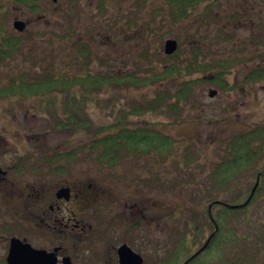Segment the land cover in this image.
<instances>
[{"label": "rangeland", "instance_id": "obj_1", "mask_svg": "<svg viewBox=\"0 0 264 264\" xmlns=\"http://www.w3.org/2000/svg\"><path fill=\"white\" fill-rule=\"evenodd\" d=\"M163 1L79 0L71 6L68 0H44L46 8L41 12L44 15L41 20L31 16L29 11L10 4L6 33L17 34L13 28L16 18L32 17L33 22L25 32L18 34L23 37V45L15 59L0 61V81L5 82L18 69L33 74L46 69L68 74H82L92 69L121 74L141 73L144 72L145 58L142 55L145 51L152 62H159L167 39H176L184 50L189 48L187 42L196 33L201 38L199 41L207 60L226 61L224 65L232 71L226 79L237 89L223 91L213 84H198L194 95L181 104L179 112L169 114L161 109L129 119L131 126H137L144 120L161 122L160 130L179 141V152H174L164 161L126 156L109 168L92 160L85 151L80 154V148L92 139L86 129L51 126L59 119L68 123L64 115L67 111L80 113L79 105L71 103L68 95L33 96L28 99L13 95L0 100V136L4 137H0V142L17 147L21 153L26 150L24 144L31 150L34 148L38 154L35 156H42L47 163L45 168L42 162L35 164V167H42L39 171L50 172L65 165L67 171L82 180L92 178L98 184L125 194L145 196V213L150 218H146L138 229L139 240H129L144 255V264H159L161 255L167 253L185 228L183 219L186 209L192 211L194 205L199 210L205 208L206 203L199 197L202 186L198 184L219 159L221 142L264 120V80L249 83L245 80L248 71L264 65V45L261 44L264 41V0H215L205 15L203 11L208 4H201L178 26L164 13ZM2 2L4 0H0ZM195 17L200 21L205 19L206 25L198 29L199 22L193 23ZM128 20L137 21L134 29L128 28ZM146 21H151V27L146 26ZM141 32L147 35V44ZM66 34H70V38L66 39ZM81 44L87 45L92 55L88 64L76 56ZM178 82V79H171L139 88L109 86L100 93L91 94L95 100L87 93L84 94L88 100L83 103L82 114L95 126L110 124L120 119L131 105L153 98L159 89L174 91ZM211 89L218 92L214 97L209 95ZM76 90L79 95L80 89ZM70 106L73 109L70 110ZM76 149L80 155L71 163L55 159L61 153ZM185 155L187 158L194 157L189 168L183 163L185 159L183 162L180 159ZM48 177L50 185L59 183L58 177ZM195 198L199 200L196 203ZM153 199L159 205L161 201V220L170 215L175 217L161 223L159 232L153 226ZM258 209L260 213L257 216L264 218V207ZM154 212L159 214L157 205ZM188 216L192 221V215ZM3 236L0 233V264L7 242ZM129 236L131 238L132 234ZM91 254L92 251H84L74 263L92 264ZM96 264L104 262L97 260Z\"/></svg>", "mask_w": 264, "mask_h": 264}, {"label": "trees", "instance_id": "obj_2", "mask_svg": "<svg viewBox=\"0 0 264 264\" xmlns=\"http://www.w3.org/2000/svg\"><path fill=\"white\" fill-rule=\"evenodd\" d=\"M68 1L71 6L79 2ZM214 1L164 0V13L178 26L198 6L207 3L203 11L205 15ZM10 4L38 14L46 8L44 0H4L0 3L2 62L14 60L23 45V37L18 35L21 33L16 30L17 34L6 33ZM195 22L200 24L198 29L206 25L205 19L200 21L195 17L193 23ZM136 24V20H128V28L134 29ZM146 26L151 27V21H146ZM140 35L147 44L149 41L147 35L144 36V32ZM65 38H70V34H66ZM199 40L201 38L196 33L187 42L188 49L183 50L179 44L174 54L164 53L159 62H152L145 51L142 55L145 58L144 72L141 73L121 74L92 69L82 74H68L46 69L33 74L18 69L15 74L8 77V82L0 81V100L13 95H21L26 99L34 95H68L71 103L79 105L80 113L67 111L64 115L67 116L68 123L59 119L51 126L86 129L88 134L92 135V139L86 141L80 148V154L85 151L92 160L107 166L115 165L126 156L152 157L157 161H164L174 152H179V141L160 130L161 122L144 120L137 126H131L132 123L129 121L131 117L161 109L169 114L179 112L181 104L194 95L198 84H213L223 91L237 89L236 85H230L226 79L232 73L224 65L226 61L207 60ZM261 44L264 45V41ZM89 51L87 45L81 44L76 56L88 64L90 59L92 60ZM171 79L179 80L174 91L159 89L153 98L131 105L120 119L110 124L95 126L82 114L83 103L88 100L84 94L88 93L91 96L109 86L128 85L139 88L156 83L162 84ZM245 80L248 83L264 80V65L248 71ZM76 88L81 91L79 95ZM91 98L95 100L92 96ZM69 109L73 107L70 106ZM67 157L65 154V158ZM180 159L181 162L185 159L183 163L186 168L194 162L193 156L187 158L185 155ZM198 185L202 186L200 200H204L206 206L203 210L197 209L196 205L192 211L186 209L183 219L185 228L180 231V235L167 253L161 255L159 264H184L191 257L186 264H264V218L257 216L260 213V209L257 208L264 207V120L225 138L221 142L219 159L211 165L206 178ZM198 201L194 199L195 203ZM188 214L192 215V221L189 220ZM207 240L205 248L193 256ZM1 264H7L4 258L1 259Z\"/></svg>", "mask_w": 264, "mask_h": 264}, {"label": "flooded vegetation", "instance_id": "obj_3", "mask_svg": "<svg viewBox=\"0 0 264 264\" xmlns=\"http://www.w3.org/2000/svg\"><path fill=\"white\" fill-rule=\"evenodd\" d=\"M30 13L37 19L44 18L42 14ZM30 18L15 20L25 21L27 29L33 22ZM16 96L26 99L21 95ZM34 96L37 98L40 95ZM0 144V233H3V238L7 241L2 253L6 263L12 238L28 243L34 249L55 252L57 264H64L65 258L70 259V264H76L74 262L88 250L92 251V264H96L97 260L104 264H121L120 250L125 245L140 254L129 240H139L140 234L137 231L143 226L145 219L150 218L145 213V196L125 194L98 184L92 178L82 180L70 170L67 171L65 165L55 167L54 171L41 172L39 170L45 168L47 163L42 156H35L38 154L34 148L31 150L24 144L26 150L21 153L17 147L9 146L7 142L1 141ZM65 154L68 155L67 158ZM79 155L78 149L69 150L55 159L71 163ZM50 158L52 162L53 158ZM41 162L45 165L34 166ZM48 176L58 177L59 183L56 186L50 185ZM152 203L153 226L159 232L161 223L175 217L170 215L171 217L161 220V201L160 205L154 199ZM155 205L159 213L156 215ZM40 239L42 242H39ZM141 256L145 263L144 255Z\"/></svg>", "mask_w": 264, "mask_h": 264}, {"label": "water", "instance_id": "obj_4", "mask_svg": "<svg viewBox=\"0 0 264 264\" xmlns=\"http://www.w3.org/2000/svg\"><path fill=\"white\" fill-rule=\"evenodd\" d=\"M13 26L17 31L22 32L26 29V22L18 19L13 22ZM178 45L179 44L176 39H171V38L167 39L164 44V53L166 55L174 54L178 49ZM216 94H217V90L215 89H211L209 91L210 97H214ZM207 243L208 241L193 256L197 255L201 250H203L207 245ZM188 260L184 264H186ZM120 262L121 264H143L144 258L140 254L135 253L129 246L125 245L120 250ZM7 263L8 264H57V257L55 252H47L46 250L34 249L30 244L23 243L21 240L17 238H12L10 241ZM64 264H70V259L65 258Z\"/></svg>", "mask_w": 264, "mask_h": 264}]
</instances>
